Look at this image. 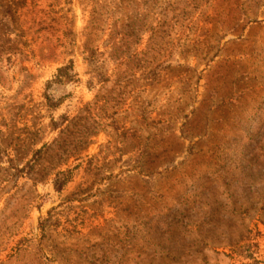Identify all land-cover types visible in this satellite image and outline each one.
<instances>
[{
  "label": "rangeland",
  "instance_id": "obj_1",
  "mask_svg": "<svg viewBox=\"0 0 264 264\" xmlns=\"http://www.w3.org/2000/svg\"><path fill=\"white\" fill-rule=\"evenodd\" d=\"M0 264H264V0H0Z\"/></svg>",
  "mask_w": 264,
  "mask_h": 264
}]
</instances>
